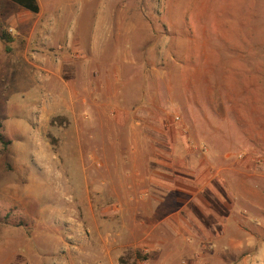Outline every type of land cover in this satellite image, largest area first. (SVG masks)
<instances>
[{"label": "rangeland", "instance_id": "374dc122", "mask_svg": "<svg viewBox=\"0 0 264 264\" xmlns=\"http://www.w3.org/2000/svg\"><path fill=\"white\" fill-rule=\"evenodd\" d=\"M37 2L34 13L0 0V134L8 142L0 144L5 204L0 205V222L14 226L8 232H47L54 210L59 208L62 218L63 207L66 212L77 209L76 218L84 220L92 186L82 187L75 171L79 142L70 136H91L82 143L86 153L95 146L96 133L108 139L117 134L120 146L127 147L121 137L135 129L151 135V150L171 148L173 165H189L193 160L184 156L185 149H208L200 137L212 139L215 148L238 149L243 132L264 133V0H128L151 23L144 52L134 49L150 75L145 99L151 108L124 110L96 108L105 101L98 91H89L93 83L86 95L80 92L78 45L63 44L62 28L56 44L50 42L46 23L54 15L62 26L63 16L51 12L50 0ZM4 34L11 42L2 39ZM94 71V64L86 70L92 81ZM116 97L126 102L124 94ZM136 99L130 95V101ZM121 117L124 123L117 121ZM172 134L175 144L169 141ZM110 158L87 160L95 169ZM145 161L144 170L162 165ZM58 197L67 203L55 204ZM70 197L78 203L71 204ZM135 256L139 263L144 258Z\"/></svg>", "mask_w": 264, "mask_h": 264}, {"label": "crops", "instance_id": "0c3cea01", "mask_svg": "<svg viewBox=\"0 0 264 264\" xmlns=\"http://www.w3.org/2000/svg\"><path fill=\"white\" fill-rule=\"evenodd\" d=\"M49 8L62 14L63 23L53 15L46 23L47 38L56 44L62 28L63 44L78 45L80 92L86 95L93 83L89 91H98L105 101L96 108H151L145 99L150 93L145 77L149 81L150 75L134 54L137 47L144 52L151 39V23L141 7L128 0H50ZM92 64L93 81L86 74ZM131 68L135 71H125ZM119 93L125 103L117 100ZM131 94L137 99L130 101ZM127 131L121 137L127 147L120 146L117 134L108 139L96 133L95 146L86 153L82 143L91 136H70L79 142L75 171L82 187L87 191L92 186L84 220L76 218L71 206L69 212L62 208V218L59 208L54 210L47 232H8L14 226L0 222L1 264H139L136 254L149 264H264L262 131L243 132L238 149L215 148L212 139L195 133L208 149H185L184 156L193 160L189 165H173L171 148H148L151 135ZM169 141L175 144L177 137L172 134ZM106 156L110 160L95 169L87 160ZM145 158L162 165L144 170ZM1 200L0 194V205H5ZM54 203L64 205L67 198ZM70 203L78 202L70 197Z\"/></svg>", "mask_w": 264, "mask_h": 264}, {"label": "trees", "instance_id": "16d2710c", "mask_svg": "<svg viewBox=\"0 0 264 264\" xmlns=\"http://www.w3.org/2000/svg\"><path fill=\"white\" fill-rule=\"evenodd\" d=\"M12 2L18 4L19 6L23 7L24 9L31 11V12H38V6L36 3V0H11ZM2 39L6 42H11V37L7 36L4 34V36L2 37ZM0 144L3 147H6L8 142L7 140H5V138L3 137V135L0 134ZM263 240H264V236H263Z\"/></svg>", "mask_w": 264, "mask_h": 264}, {"label": "built area", "instance_id": "2783aa9c", "mask_svg": "<svg viewBox=\"0 0 264 264\" xmlns=\"http://www.w3.org/2000/svg\"><path fill=\"white\" fill-rule=\"evenodd\" d=\"M177 120H178V118H177ZM185 129H183V132L185 133ZM189 144L190 145H192L193 144V142H189ZM207 150V148L205 147V146H201L200 147V152H205ZM146 253V252H145ZM139 264H149V262H148V260L146 259V258H143L141 261H140V263Z\"/></svg>", "mask_w": 264, "mask_h": 264}]
</instances>
